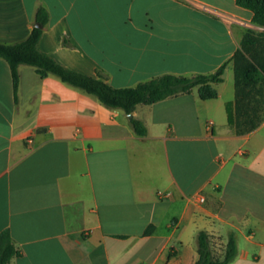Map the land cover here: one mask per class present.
Returning a JSON list of instances; mask_svg holds the SVG:
<instances>
[{
    "label": "crops",
    "instance_id": "1",
    "mask_svg": "<svg viewBox=\"0 0 264 264\" xmlns=\"http://www.w3.org/2000/svg\"><path fill=\"white\" fill-rule=\"evenodd\" d=\"M39 8L48 15L41 50L118 87L226 67L217 97L195 87L128 113L26 63L16 99L0 57V232L10 229L21 251L9 264H194L200 230L221 257L236 237L228 264H264V119L237 132L232 59L248 29L264 31L252 9L237 0H0V42L26 38ZM187 142L197 174L174 169L172 148Z\"/></svg>",
    "mask_w": 264,
    "mask_h": 264
},
{
    "label": "trees",
    "instance_id": "2",
    "mask_svg": "<svg viewBox=\"0 0 264 264\" xmlns=\"http://www.w3.org/2000/svg\"><path fill=\"white\" fill-rule=\"evenodd\" d=\"M237 2L252 9L253 21L264 25V0ZM47 18L45 8H39L37 21L42 26L35 25L26 38L17 42H0V57H4L10 64L16 99L20 84L19 66L22 63L33 65L42 77L55 74L64 82L96 95L104 104L123 108L128 113L133 112L139 103L151 104L172 95L190 92L195 87L203 99L218 96L216 83L223 80L226 64L212 73H165L127 87L113 85L102 73L91 75L67 67L39 47ZM232 59L236 86V129L238 133H246L264 119V32L248 29L242 38L241 47L235 51ZM130 120L138 134L147 133V126L141 119L131 115ZM153 229L154 224L151 223L146 227L144 234H150ZM197 240L199 256L194 264H228L238 251L237 240L233 234L229 237L222 257L213 252L210 234L206 230L198 232ZM20 254L10 229L2 230L0 264H9L13 257Z\"/></svg>",
    "mask_w": 264,
    "mask_h": 264
},
{
    "label": "rangeland",
    "instance_id": "3",
    "mask_svg": "<svg viewBox=\"0 0 264 264\" xmlns=\"http://www.w3.org/2000/svg\"><path fill=\"white\" fill-rule=\"evenodd\" d=\"M264 32V31H261ZM172 162L177 174H197L199 161L195 156L193 143H184L178 148H172Z\"/></svg>",
    "mask_w": 264,
    "mask_h": 264
},
{
    "label": "built area",
    "instance_id": "4",
    "mask_svg": "<svg viewBox=\"0 0 264 264\" xmlns=\"http://www.w3.org/2000/svg\"><path fill=\"white\" fill-rule=\"evenodd\" d=\"M199 200H200V201H204V200H205V197H204L203 195H200V196H199Z\"/></svg>",
    "mask_w": 264,
    "mask_h": 264
},
{
    "label": "water",
    "instance_id": "5",
    "mask_svg": "<svg viewBox=\"0 0 264 264\" xmlns=\"http://www.w3.org/2000/svg\"><path fill=\"white\" fill-rule=\"evenodd\" d=\"M36 25H37V26H42V24H41V23H36ZM131 113H132V112H131Z\"/></svg>",
    "mask_w": 264,
    "mask_h": 264
}]
</instances>
